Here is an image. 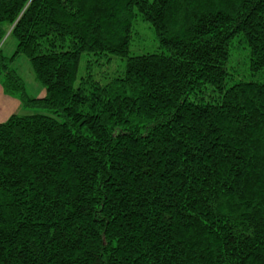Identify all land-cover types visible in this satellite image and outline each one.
<instances>
[{
    "label": "trees",
    "instance_id": "trees-1",
    "mask_svg": "<svg viewBox=\"0 0 264 264\" xmlns=\"http://www.w3.org/2000/svg\"><path fill=\"white\" fill-rule=\"evenodd\" d=\"M138 18L160 52L131 53ZM244 47L264 77V0H0L23 111L0 122V264H264V82L227 86ZM84 55L123 64L77 86Z\"/></svg>",
    "mask_w": 264,
    "mask_h": 264
},
{
    "label": "rangeland",
    "instance_id": "rangeland-1",
    "mask_svg": "<svg viewBox=\"0 0 264 264\" xmlns=\"http://www.w3.org/2000/svg\"><path fill=\"white\" fill-rule=\"evenodd\" d=\"M17 40L13 36L7 35L2 45L3 55L10 58L14 55L17 49ZM131 53L133 55H144L149 53L160 52L159 44L156 41V36L147 23H144L141 18L136 19L134 22ZM245 58H238L228 66V71L231 78L228 81L227 86H232L239 81H258L264 82V77L253 76L247 69L249 63L247 58V50L243 49ZM110 57V58H109ZM98 57L94 55H84L80 61V67L78 72V83L80 84L82 79H86L90 76L94 81L101 84L109 83L115 76L116 71L123 62L119 61L116 57ZM12 69L17 72L19 77L24 81L26 94L30 98L41 99L46 96L45 87L37 81L31 63L25 57H19L12 65ZM2 77L0 81L2 82ZM0 122L6 120L10 114H21L22 105L21 102L15 97H5L0 99ZM25 114L32 115L35 111L24 110Z\"/></svg>",
    "mask_w": 264,
    "mask_h": 264
},
{
    "label": "crops",
    "instance_id": "crops-1",
    "mask_svg": "<svg viewBox=\"0 0 264 264\" xmlns=\"http://www.w3.org/2000/svg\"><path fill=\"white\" fill-rule=\"evenodd\" d=\"M5 94L3 93V90L0 88V99L5 98ZM1 111V110H0Z\"/></svg>",
    "mask_w": 264,
    "mask_h": 264
}]
</instances>
